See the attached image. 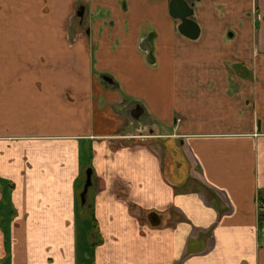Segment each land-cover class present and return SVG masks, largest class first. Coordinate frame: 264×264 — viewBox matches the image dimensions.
<instances>
[{"label": "crops", "instance_id": "obj_1", "mask_svg": "<svg viewBox=\"0 0 264 264\" xmlns=\"http://www.w3.org/2000/svg\"><path fill=\"white\" fill-rule=\"evenodd\" d=\"M169 2L0 0V264H264V0H199L194 40ZM130 101L171 131L186 183L123 142Z\"/></svg>", "mask_w": 264, "mask_h": 264}, {"label": "rangeland", "instance_id": "obj_2", "mask_svg": "<svg viewBox=\"0 0 264 264\" xmlns=\"http://www.w3.org/2000/svg\"><path fill=\"white\" fill-rule=\"evenodd\" d=\"M189 1L186 0V2L188 3ZM196 3L197 2H194L193 9ZM70 19L71 18H69V20ZM76 24H77V19L76 18L74 19L72 17V20L69 21V28H68L69 35H72V33H77V29L79 30V28L76 27ZM80 28L83 29L82 26H80ZM243 75L244 77L247 78L250 77L249 76L250 74L244 70H243ZM130 103L131 104L126 108L127 111L125 115L126 121L128 123L130 122L129 123L130 126L129 129H125L123 133L131 132V134H126L125 138L123 139V142L127 144L142 143V144L150 145L157 150H162V151L164 150L163 165L165 171L167 170L169 172V175L173 181L178 182L182 180L183 183H186L189 179V165L186 162V158L182 157L180 152L174 146L173 142L167 140L166 136L169 135L171 131L162 129L158 125H155L154 123L150 122L145 116L139 117L137 119H133L130 115V110L134 108V105H136V103L133 101L132 102L130 101ZM144 122H146L147 124L144 125ZM149 132H151V134H149ZM84 181H85V172L81 174L79 183L77 185V196H78L79 207H80L79 194L82 191V186L84 184ZM87 204L89 206L87 207L90 208V201L88 195H87Z\"/></svg>", "mask_w": 264, "mask_h": 264}, {"label": "water", "instance_id": "obj_3", "mask_svg": "<svg viewBox=\"0 0 264 264\" xmlns=\"http://www.w3.org/2000/svg\"><path fill=\"white\" fill-rule=\"evenodd\" d=\"M192 4H188L185 0H170L169 15L179 21L178 32L186 38L196 39L198 36V27L192 20L194 2L199 0H192ZM140 112V111H138ZM91 186V171H85V181L82 186V191L79 194L80 207L86 206L88 189ZM151 216L148 215L150 221Z\"/></svg>", "mask_w": 264, "mask_h": 264}, {"label": "flooded vegetation", "instance_id": "obj_4", "mask_svg": "<svg viewBox=\"0 0 264 264\" xmlns=\"http://www.w3.org/2000/svg\"><path fill=\"white\" fill-rule=\"evenodd\" d=\"M186 1V0H185ZM189 1V0H188ZM192 0L189 1L188 4H192ZM72 17L75 19H77V24H76V27L81 29L80 26L83 27V29H81V31L84 33L88 31V27H87V17L88 15L86 14L85 12V8L81 5L79 7H77L72 15ZM72 17H70L72 20ZM69 20V21H70ZM85 26V27H84ZM69 28V27H68ZM81 33V32H80ZM146 40L144 41L146 43L145 45V51L147 53V56H146V60L149 64H153L154 63V59H153V56H152V40H153V33L149 34L148 36L145 37ZM101 80L103 81V84H108V85H113L114 82H113V79H111L110 77H108L107 75H101ZM136 114V113H135ZM135 116V115H134Z\"/></svg>", "mask_w": 264, "mask_h": 264}, {"label": "trees", "instance_id": "obj_5", "mask_svg": "<svg viewBox=\"0 0 264 264\" xmlns=\"http://www.w3.org/2000/svg\"><path fill=\"white\" fill-rule=\"evenodd\" d=\"M257 199L264 203V197H263V193L262 192L258 193ZM87 206H88V204L86 202V206L83 207V210L85 209V213L86 214L89 213L93 217V215L91 213V206H90V208H88L89 206L88 207ZM92 220H93V223H94V219L93 218H92ZM257 225H258V228H260V227H262L264 225V208H259L258 207V211H257ZM92 236H93L94 240L98 239V235H97V232H96V226L95 225H93ZM94 242L95 241H93V243Z\"/></svg>", "mask_w": 264, "mask_h": 264}, {"label": "built area", "instance_id": "obj_6", "mask_svg": "<svg viewBox=\"0 0 264 264\" xmlns=\"http://www.w3.org/2000/svg\"><path fill=\"white\" fill-rule=\"evenodd\" d=\"M257 206L259 208H264V203L260 200H257ZM258 237L259 239H264V225L258 229Z\"/></svg>", "mask_w": 264, "mask_h": 264}]
</instances>
